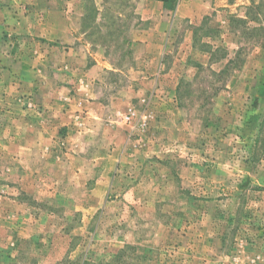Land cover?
I'll return each mask as SVG.
<instances>
[{
    "label": "rangeland",
    "instance_id": "374dc122",
    "mask_svg": "<svg viewBox=\"0 0 264 264\" xmlns=\"http://www.w3.org/2000/svg\"><path fill=\"white\" fill-rule=\"evenodd\" d=\"M0 264H264V0H0Z\"/></svg>",
    "mask_w": 264,
    "mask_h": 264
},
{
    "label": "built area",
    "instance_id": "2783aa9c",
    "mask_svg": "<svg viewBox=\"0 0 264 264\" xmlns=\"http://www.w3.org/2000/svg\"><path fill=\"white\" fill-rule=\"evenodd\" d=\"M136 112L133 110H130L127 115H126V119L130 120L135 116Z\"/></svg>",
    "mask_w": 264,
    "mask_h": 264
}]
</instances>
